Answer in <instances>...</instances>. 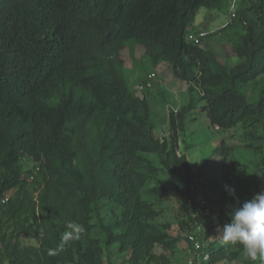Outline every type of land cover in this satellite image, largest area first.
Returning a JSON list of instances; mask_svg holds the SVG:
<instances>
[{"label":"trees","instance_id":"16d2710c","mask_svg":"<svg viewBox=\"0 0 264 264\" xmlns=\"http://www.w3.org/2000/svg\"><path fill=\"white\" fill-rule=\"evenodd\" d=\"M228 5L230 0H0L1 264H106L104 252L113 244L128 252L129 264H170L152 252L160 245L173 253L176 241L151 224L161 212L142 194L165 188L153 184L158 168L142 154H156L167 168L174 149L152 136L146 100L115 75L124 44L138 45L152 66L164 63L188 85V103L179 113L203 103L212 129H261L254 149L264 185V0H240L235 7L233 20L243 34L230 55L238 65L226 69L212 52L186 41L200 9L225 12ZM249 86L260 88L256 102L241 93ZM221 155L227 157L222 148ZM23 159L42 176L34 196L23 184L31 173L22 172ZM225 171L220 178L229 183ZM14 191V199L4 201ZM102 191L121 213L112 224L97 225L104 235L99 241L91 234ZM7 222L8 233L2 228ZM70 223L85 231L61 248ZM23 236L36 246H22ZM243 253L242 245L224 239L209 246L204 264L233 262ZM244 264L264 261L246 256Z\"/></svg>","mask_w":264,"mask_h":264},{"label":"rangeland","instance_id":"374dc122","mask_svg":"<svg viewBox=\"0 0 264 264\" xmlns=\"http://www.w3.org/2000/svg\"><path fill=\"white\" fill-rule=\"evenodd\" d=\"M239 1L236 0V9ZM193 25L195 27L190 28L191 32L208 33L200 47L212 52L226 69L241 63L230 55L231 45L238 35L243 34V30L231 18L229 5L225 12L199 10ZM211 34L213 36H209ZM118 61L120 67H116L115 75L124 81L129 91L148 104L152 136L156 140L170 142L174 149V164L169 163L167 168L160 165L156 154H142L158 168L153 184L165 188V192L159 195L142 194L143 200L161 212L151 224L158 234L176 241L173 253L164 251L160 245H156L152 252L165 256L170 264H188L196 255L201 256L205 263L209 257V246L216 247L224 242L222 229L231 222V213L245 200L264 190L262 173L256 167L259 156L254 149L258 144L254 135L260 136L262 131L260 128L254 131L253 127L245 125L226 131L212 129L205 112L201 110L203 103L196 104L190 112L179 113L188 103L187 84L179 83L164 63H160L158 68L152 66L149 57L138 45L124 44L118 51ZM150 74L155 75L153 80L147 78ZM241 93L247 102L253 103L260 97L261 91L259 87L249 86ZM171 113L173 123L170 122ZM98 131L97 127L92 130L94 134ZM221 148L225 150L226 158L221 155ZM20 166L22 172H31L23 177L26 192L36 195L37 188L42 184L37 166L28 159H23ZM225 170L230 172L229 183L220 178L221 174H226ZM226 185L235 189V196L229 195ZM15 194L16 191L6 194L9 203ZM97 206L100 220L98 217L92 220L95 228L91 237L102 241L104 235L97 225L112 224L121 210L104 191ZM7 208V204L1 207L2 212ZM11 225L9 222L2 223L4 232L8 233ZM189 231L195 233L199 242L197 250L186 240ZM20 244L34 247L36 241L23 236ZM245 257L244 252L236 261L223 260L216 264H244ZM102 259L106 264H129L128 252L122 250L119 244L109 246Z\"/></svg>","mask_w":264,"mask_h":264},{"label":"clouds","instance_id":"9594fccd","mask_svg":"<svg viewBox=\"0 0 264 264\" xmlns=\"http://www.w3.org/2000/svg\"><path fill=\"white\" fill-rule=\"evenodd\" d=\"M225 188L229 195L235 196L234 188L227 185ZM4 201H7L6 196ZM68 228L70 230L66 231L62 237L61 248L65 242L78 239L79 234L85 231L82 225L75 223H70ZM222 235L225 240L242 245L246 256L251 261L254 262L257 259L264 261V192L245 200L231 213V222L223 226Z\"/></svg>","mask_w":264,"mask_h":264},{"label":"built area","instance_id":"2783aa9c","mask_svg":"<svg viewBox=\"0 0 264 264\" xmlns=\"http://www.w3.org/2000/svg\"><path fill=\"white\" fill-rule=\"evenodd\" d=\"M230 2H231V7H230L231 18H233L234 17V10H235V0H230ZM206 36H207L206 32H190L186 35V41L195 45V46H200L202 43V40L205 39ZM147 78L150 80H153L155 78V75L150 74ZM140 90H142V86H141ZM186 238L193 246H195V250H197L199 248V242H198V240L195 236V233L193 231H190ZM203 263H204L203 258L199 255H196L195 257H193V259L188 264H203ZM0 264H1V262H0Z\"/></svg>","mask_w":264,"mask_h":264},{"label":"crops","instance_id":"0c3cea01","mask_svg":"<svg viewBox=\"0 0 264 264\" xmlns=\"http://www.w3.org/2000/svg\"><path fill=\"white\" fill-rule=\"evenodd\" d=\"M200 10H201V9H200ZM206 15H207V12H206V14H205L204 17H206ZM193 27H195V26L193 25ZM161 65H162V64H161ZM158 67H160V65H158L157 68H158ZM167 69H168V71L171 73V70L169 69V67H168ZM158 76L162 77V76H164V75H163V74H162V75L159 74ZM178 82L181 83V84H185V83L180 82V81H178ZM185 85H186V84H185ZM187 101H188V99H187Z\"/></svg>","mask_w":264,"mask_h":264}]
</instances>
